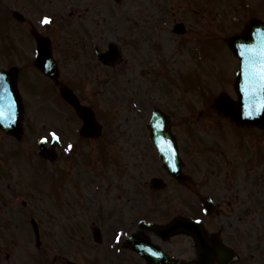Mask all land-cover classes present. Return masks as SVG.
<instances>
[{"label":"rangeland","instance_id":"obj_1","mask_svg":"<svg viewBox=\"0 0 264 264\" xmlns=\"http://www.w3.org/2000/svg\"><path fill=\"white\" fill-rule=\"evenodd\" d=\"M218 1L222 3L0 0V65L19 67V76L23 68L29 73L34 53L31 23L49 35L52 55L65 79L80 90L109 127L98 137H81L73 129L80 121L72 122L75 116L58 98V89L54 86L58 96L52 94L51 101L47 90L28 82L31 91L24 93V99L30 131L12 143L17 155L12 153L11 144L9 151L4 148L8 137L0 133V216L5 219L0 223V264H65V259L79 264H121V260L142 264L133 252L120 249L124 234L117 231L119 240L113 237L117 224L123 222L128 234L138 228L133 223L140 216L165 222L175 215L201 216L208 230H221L226 241L248 251L246 264L248 260L249 264H264V130L239 131L229 118L212 110L211 96L223 89L224 79H219L220 73L208 72L209 61L200 66L205 77H194L188 85H184L185 79L175 85L166 70L177 65L188 71L181 62V50H186L190 41L206 44V34L211 39L220 38L233 30L235 16L210 13ZM17 3L24 23L7 10ZM44 17L50 22L41 23ZM179 21L186 26L184 36L172 31ZM225 21L230 24L226 26ZM115 41L121 57L113 64H102L94 49H106L108 42ZM155 50L160 51L164 69L154 60L158 55ZM198 54L205 58L214 55L201 48L192 57ZM185 58L192 63L189 54ZM69 71L74 78L68 77ZM139 100L147 103L142 106ZM155 106L164 108L172 118L187 175L182 184L168 176L154 158L144 125ZM45 109L48 113L52 109L54 117L49 118ZM51 130L63 136L66 149L69 144L73 146L68 158L63 156L55 162L59 168L65 161L62 186L52 181V165L38 156L36 149V138ZM251 144L250 149L246 147ZM3 168L9 172L7 183L1 177ZM14 169L18 175L10 172ZM153 176L161 177L166 187L150 190L147 183ZM202 196L212 197L216 204L221 201L208 217L199 205ZM15 213L23 218L17 219ZM31 217L39 227L38 247ZM94 228L99 232L98 242L92 239ZM167 245L184 254L192 248L191 240L181 235L170 238ZM254 249H259L258 255Z\"/></svg>","mask_w":264,"mask_h":264},{"label":"water","instance_id":"obj_2","mask_svg":"<svg viewBox=\"0 0 264 264\" xmlns=\"http://www.w3.org/2000/svg\"><path fill=\"white\" fill-rule=\"evenodd\" d=\"M255 26H259V27L254 28ZM255 31L258 34H261V37L264 40V24L258 22H253L250 25V27L247 29V31L244 33L243 37L235 36L230 40H228L229 45L231 46L235 54L241 57V49H242L241 42L244 41L245 36L251 35V33ZM238 41H240V43L237 44ZM258 41L261 43L262 40L258 39ZM38 42L40 43V48L43 49L42 46L43 40L38 39ZM45 52L47 54V51ZM44 62H45V58L43 55L40 54L36 60V63L40 65ZM244 69H245V64L240 62L239 77L241 73L244 71ZM47 72L52 74V70L50 71V69ZM0 74H2L0 75V95H2V99H0V106H3L5 111H7L8 105L14 101V103L12 104L14 117L8 120L0 121V126L4 130L12 134H17L20 129L19 121H20L21 105L15 88V82H14L15 79L13 77V74H10L8 76L6 72H1V71ZM245 88H246V78L244 77L242 80L238 79L236 90L239 97V101L237 102V104L233 105L232 103H224L222 100L219 99L217 107L225 111L226 113H229L232 116H234L237 119V121L240 123L247 122V123H253V124H258L260 126H264V109L256 110L254 107L255 105L259 104L260 99L264 98V93L253 96L249 91H246ZM248 111H253V114L247 115L246 112ZM150 128L152 131L151 137L156 143L159 156L161 157L165 168L174 177H176L178 180H181L183 178L180 171L181 161L177 156L175 144L172 138L170 137L169 132L166 129L165 122L162 120V118H160L155 114L150 122ZM43 147H44L43 144H41L40 145L41 153L46 154V156L49 157V154ZM173 164H174V168L172 166ZM154 231L160 234L161 236H167L169 234L182 232V231L191 234L196 240L200 252V256H201L200 259L202 260L200 264H211L209 260L212 259H216L219 263H222V261L227 259L228 256L229 257L231 256L230 253L229 254L227 253L225 247L222 244H220L219 241H217L214 237L213 239L210 240L211 242L207 241L200 226L187 219L185 220V219L175 218L167 226L159 229L154 228ZM128 241H129L128 243H130V246L134 250L138 251L145 258L150 259L152 255H155L154 250L157 249L156 247L152 246L148 241L138 239L137 237L129 238Z\"/></svg>","mask_w":264,"mask_h":264},{"label":"snow or ice","instance_id":"obj_3","mask_svg":"<svg viewBox=\"0 0 264 264\" xmlns=\"http://www.w3.org/2000/svg\"><path fill=\"white\" fill-rule=\"evenodd\" d=\"M50 18L44 17L41 20V23H49ZM244 51H241V56L246 57L245 62V78H246V91H249L253 96L264 93V42H261L258 46H241ZM2 75V74H0ZM0 99H2V95H0ZM11 102L8 105V110L5 111L3 106H0V121L8 120L14 117V112L12 110ZM256 110L264 109V98L260 99L259 104L254 106ZM247 115H252L253 111L246 112ZM51 138L54 141H59L60 137L57 132L52 131L50 134ZM48 137H41V141H47ZM72 145L69 144L66 151L72 149ZM174 168V164L172 165ZM119 236H117V240H119Z\"/></svg>","mask_w":264,"mask_h":264},{"label":"flooded vegetation","instance_id":"obj_4","mask_svg":"<svg viewBox=\"0 0 264 264\" xmlns=\"http://www.w3.org/2000/svg\"><path fill=\"white\" fill-rule=\"evenodd\" d=\"M6 136H8V135H6ZM9 137H11V136H9ZM236 253H238V252H236ZM193 255H194V253L192 255H190V254H183L182 256L180 254L181 258L182 259H185V260L190 259ZM245 261L246 260L241 255H238V257L236 258L235 262H232L231 264H246Z\"/></svg>","mask_w":264,"mask_h":264}]
</instances>
